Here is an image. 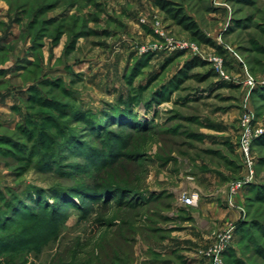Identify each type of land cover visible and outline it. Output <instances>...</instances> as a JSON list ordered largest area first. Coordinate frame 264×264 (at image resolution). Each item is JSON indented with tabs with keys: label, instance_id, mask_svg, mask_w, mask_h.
Instances as JSON below:
<instances>
[{
	"label": "rangeland",
	"instance_id": "1",
	"mask_svg": "<svg viewBox=\"0 0 264 264\" xmlns=\"http://www.w3.org/2000/svg\"><path fill=\"white\" fill-rule=\"evenodd\" d=\"M160 1L182 8L215 46ZM171 41L222 57L230 82ZM1 42L0 91L21 96L15 118L0 121V264H191L170 243L188 218L182 196L200 193L176 198L171 184L221 170L242 221L222 262L264 264V133L250 155L256 182L231 192L246 174L244 122L264 128V85L244 83L264 78V0H0ZM192 58L206 64L187 69ZM41 79L39 90L20 91ZM119 109L125 117L102 128L84 120ZM28 115L36 122L21 130ZM17 193L25 207L12 210L6 200ZM231 226L192 257L211 264L203 253Z\"/></svg>",
	"mask_w": 264,
	"mask_h": 264
},
{
	"label": "crops",
	"instance_id": "2",
	"mask_svg": "<svg viewBox=\"0 0 264 264\" xmlns=\"http://www.w3.org/2000/svg\"><path fill=\"white\" fill-rule=\"evenodd\" d=\"M8 35L2 39L4 43H7ZM0 46H4V44L1 42ZM19 60L27 62L25 57H20ZM11 64L17 67L19 71L23 68L22 66H26L16 64V62ZM6 68L7 65L0 64V75L4 76ZM31 85L32 83H29L26 87H22L20 91L24 92ZM10 90L11 88L0 91V121L6 124L9 120L15 118L14 111L18 107L17 100L21 96V94H17L18 92L12 93ZM230 142L234 145L237 144L233 137ZM208 172L199 173L198 182L187 180L179 185L171 184V195L176 198L184 191H198L200 193L197 206L183 205L182 209L188 213V218L180 230L182 233L179 232L180 235L171 237L170 243L171 255L175 250H181L191 257V264H199V259L192 257V255H197L200 248L213 243L215 232L226 229L230 225H237L241 221L238 205L230 203L228 199L227 182H225L227 172L221 170L220 175L213 171ZM166 264H171V262Z\"/></svg>",
	"mask_w": 264,
	"mask_h": 264
},
{
	"label": "built area",
	"instance_id": "3",
	"mask_svg": "<svg viewBox=\"0 0 264 264\" xmlns=\"http://www.w3.org/2000/svg\"><path fill=\"white\" fill-rule=\"evenodd\" d=\"M169 46L171 51L176 50H185V49H193L194 54H198L201 59L207 60L209 62L215 63L216 66V75L222 80L226 82H230L229 77L225 74L222 66H223V58L219 57H210L206 58L201 54L197 53V49L193 46H189L186 43H181L178 41H171L169 42ZM157 45H153L152 50H155ZM148 51L149 49L144 48L143 51ZM245 85H247L250 89H257L259 86L264 85V78L260 81H255L251 77H247L244 81ZM244 126L242 129V135L240 143H238L239 153L243 158L244 161V169L246 171L245 178L243 180H238L231 185V192L232 194H236L239 191L246 188L248 185L254 184L256 182V175L253 169L254 159L251 158V149L254 145V141L263 135L264 128L259 130L252 131V121L249 119L248 121L244 122ZM199 200L198 193H192L190 195L182 196V201L185 202L189 206H196ZM236 227L233 225L231 226L226 232H223L217 236L216 243L206 252L203 253V257L212 259L211 264H223L222 259L225 253L228 251L230 247L234 244V234H235Z\"/></svg>",
	"mask_w": 264,
	"mask_h": 264
},
{
	"label": "trees",
	"instance_id": "4",
	"mask_svg": "<svg viewBox=\"0 0 264 264\" xmlns=\"http://www.w3.org/2000/svg\"><path fill=\"white\" fill-rule=\"evenodd\" d=\"M159 5L160 7L162 8H165L164 10L169 12L170 16H172L173 18H176V21L181 25L183 26L185 29H187L198 41L199 43H205V44H208V45H212V46H215L214 42L208 38L202 30H200L199 26L197 25V23L191 18L189 17L188 15H186L183 11L182 8H179V9H172L171 8V4L170 3H166V2H163V1H160L159 2ZM33 48H35L33 46ZM220 54L225 56L226 58V54H225V51H223L220 47H217ZM229 63V62H227ZM206 64L205 61H202L201 59L199 58H192L190 61L187 62V66L186 68L187 69H191V68H195V67H199V66H204ZM32 65V63L30 64ZM209 76L213 77V76H217L215 72H212L209 74ZM49 80H46V79H41L38 81V83H32V85L28 88V91L29 92H34L35 90H39V85L42 86V85H45L46 83H48ZM55 83V82H54ZM262 89H264V87H262ZM42 101V104L44 105H47V103H50L51 100L48 99L47 97L46 98H43ZM117 115H114L113 113H107L105 114L104 118H100V117H94L91 116V117H85L84 114L82 113L80 116L83 117L84 116V120L87 121V123H92L93 124V127L95 126H98V128H102L104 126L103 123H105L107 121V119L111 118V119H114V118H123L125 117V114L126 112L125 111H122L121 109H119V112L116 113ZM29 116V119L25 122L26 124L25 125H21L20 126V129L21 130H24V128L26 126H31L33 125V122H34V119L32 118L31 115H28ZM36 116V115H35ZM36 117H40L39 116H36ZM98 118V122H95V120ZM36 122V121H35ZM34 122V124H35ZM97 124V125H96ZM72 137H68V143L69 145H73L75 144V135H70ZM264 139V137H262ZM73 142V143H72ZM251 190L255 192L256 189H254V187H251ZM261 191H256V194L260 193ZM0 194H2L0 192ZM8 206L13 210L15 208H20L23 207L22 205H24L25 207V204H23V198H21V195H19L18 193L17 194H12L11 197H7V200H6ZM2 217H0V220H2ZM242 224V221H240L238 224H237V230H240V226ZM3 241H6V240H3ZM4 245L7 246L8 243L7 242H4ZM234 247V244L232 247H230L228 249V251L225 253V257H227L228 255H230L232 253V248Z\"/></svg>",
	"mask_w": 264,
	"mask_h": 264
}]
</instances>
